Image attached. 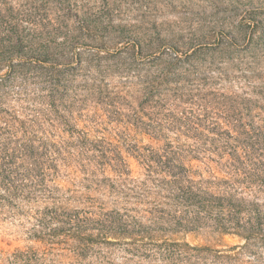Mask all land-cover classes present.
<instances>
[{"label": "rangeland", "instance_id": "374dc122", "mask_svg": "<svg viewBox=\"0 0 264 264\" xmlns=\"http://www.w3.org/2000/svg\"><path fill=\"white\" fill-rule=\"evenodd\" d=\"M169 152L264 178V0H0V264L264 262L211 220L165 228Z\"/></svg>", "mask_w": 264, "mask_h": 264}, {"label": "trees", "instance_id": "16d2710c", "mask_svg": "<svg viewBox=\"0 0 264 264\" xmlns=\"http://www.w3.org/2000/svg\"><path fill=\"white\" fill-rule=\"evenodd\" d=\"M82 139L86 141L87 136H82ZM164 157L163 160L158 161L161 163L157 175L158 181L170 192V201L179 212L172 217V223L165 228L171 232L193 231L204 224L205 220H211L218 230L233 231L243 237L247 243L256 240L264 242V217L256 214L253 209L255 202L238 197L242 191H237L233 186V184L251 185L258 182L264 188V178H258L250 171H244L238 161H234L231 165L234 174H230L225 179L218 178L210 171L204 176V172L186 167L184 158L179 152H169L168 156ZM100 158L103 156L100 155ZM245 193L246 197L252 196V193ZM243 214L245 217H242ZM56 232L58 233L52 231L47 234L49 240L57 238ZM39 236L37 238L40 241H46L44 234L40 233ZM66 236L70 238V235ZM27 253H31V250L28 249Z\"/></svg>", "mask_w": 264, "mask_h": 264}, {"label": "clouds", "instance_id": "9594fccd", "mask_svg": "<svg viewBox=\"0 0 264 264\" xmlns=\"http://www.w3.org/2000/svg\"><path fill=\"white\" fill-rule=\"evenodd\" d=\"M261 264H264V262H261Z\"/></svg>", "mask_w": 264, "mask_h": 264}]
</instances>
